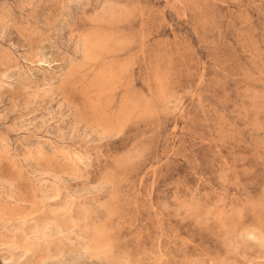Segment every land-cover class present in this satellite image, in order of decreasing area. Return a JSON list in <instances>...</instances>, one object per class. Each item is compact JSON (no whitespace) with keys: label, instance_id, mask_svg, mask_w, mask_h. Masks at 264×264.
I'll list each match as a JSON object with an SVG mask.
<instances>
[{"label":"rangeland","instance_id":"obj_1","mask_svg":"<svg viewBox=\"0 0 264 264\" xmlns=\"http://www.w3.org/2000/svg\"><path fill=\"white\" fill-rule=\"evenodd\" d=\"M0 264H264V0H0Z\"/></svg>","mask_w":264,"mask_h":264}]
</instances>
